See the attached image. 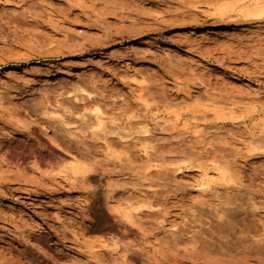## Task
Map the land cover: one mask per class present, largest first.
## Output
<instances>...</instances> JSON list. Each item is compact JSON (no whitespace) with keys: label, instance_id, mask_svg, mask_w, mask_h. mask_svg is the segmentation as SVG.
I'll return each mask as SVG.
<instances>
[{"label":"rangeland","instance_id":"obj_1","mask_svg":"<svg viewBox=\"0 0 264 264\" xmlns=\"http://www.w3.org/2000/svg\"><path fill=\"white\" fill-rule=\"evenodd\" d=\"M253 1L0 0V264H264Z\"/></svg>","mask_w":264,"mask_h":264},{"label":"bare ground","instance_id":"obj_2","mask_svg":"<svg viewBox=\"0 0 264 264\" xmlns=\"http://www.w3.org/2000/svg\"><path fill=\"white\" fill-rule=\"evenodd\" d=\"M229 9H222V10H220L219 11V15H223L225 12H227ZM240 10V13L244 16V17H250V18H255V17H259L262 13H264V0H254L250 5H248V6H246V7H243L242 9H239ZM238 10V11H239ZM220 17H222V16H220ZM227 33V30H226V28H210V29H206L205 30V34H210V35H214V34H223V36H224V34H226ZM128 64V63H127ZM83 67V66H82ZM81 67V68H82ZM130 67V66H129ZM83 69V68H82ZM87 69V68H86ZM89 69V68H88ZM93 70V69H92ZM130 70V69H129ZM87 71H89V70H87ZM94 71V70H93ZM138 72V71H137ZM45 74V76H55L56 75V73L55 72H51V71H45L44 72ZM89 73H91L90 71H89ZM126 73H127V71H126ZM140 74V73H139ZM126 75H128L127 76V78L128 79H130V81H132L134 84H138L140 81H139V77L137 78V76H138V73H132V72H130V73H127ZM125 77V76H124ZM143 78V77H142ZM141 79V78H140ZM144 81L145 80H143V82H142V80H141V83H144ZM141 89H142V87H141ZM79 91H81L84 95H86L87 97H92L93 96V94L94 93H91V92H87V91H85V90H83L82 88H79ZM144 101V100H143ZM146 103V102H145ZM178 103V102H177ZM173 104H174V106H177L176 105V103L175 102H173ZM179 104V103H178ZM143 105H145V104H143ZM146 105H147V103H146ZM145 105V106H146ZM215 106V105H214ZM217 106V105H216ZM220 107V106H219ZM226 108V107H225ZM52 115H55L58 119H59V121H61L62 123H65V121L60 117V115L56 112V111H49ZM95 114V119H96V128H98V129H100L101 130V133L103 134L104 133V135H106L107 133H110L111 131H108V132H106V130H105V126H104V120H103V118L101 117L102 116V114H101V112H100V110H98V108L96 109V111L94 112ZM161 121H162V118H161ZM154 122V121H153ZM165 122V121H164ZM67 123V122H66ZM70 123V122H69ZM197 123V122H196ZM195 123V124H196ZM68 124V123H67ZM153 124H155V123H153ZM163 124V123H162ZM166 124V123H165ZM156 125V124H155ZM197 125V124H196ZM159 126V125H158ZM141 127H143V126H141ZM145 127V126H144ZM107 128V127H106ZM200 128V127H199ZM111 129V128H110ZM161 129V128H160ZM181 129L182 130H187L188 129V124L187 123H183V125H182V127H181ZM194 129V128H193ZM108 130V129H107ZM112 130V129H111ZM149 130V129H148ZM163 130V129H162ZM161 130V131H162ZM180 130V129H179ZM146 132V131H145ZM179 132H181V131H179ZM138 133H140L139 131H138ZM193 137H199V134H198V130H194L193 132ZM133 134H135V133H133ZM235 134V133H234ZM132 135V134H131ZM144 135H146V134H144ZM148 135V134H147ZM187 135V134H186ZM138 136V135H137ZM190 136V135H189ZM238 136V135H237ZM104 137V136H103ZM124 137V136H123ZM123 137H121V138H123ZM176 137V136H175ZM192 137V136H191ZM164 138H166V137H164ZM233 140H236L234 137H231ZM230 138V139H231ZM240 138V137H239ZM258 138V137H257ZM103 138H101V140H102ZM106 139V138H105ZM210 139V138H209ZM208 139V137H207V140H209ZM104 140V139H103ZM107 140V139H106ZM106 140H104L103 142H104V144L105 145H107V146H110V145H108V141H106ZM137 140V139H136ZM165 140H167V138L165 139ZM243 140V139H242ZM111 141V140H110ZM244 146H248V144L247 143H245L244 141H241V140H239ZM113 143V142H112ZM113 145V144H112ZM210 146H212L211 144H210ZM146 153V152H145ZM182 156V155H181ZM180 158H182V157H180ZM76 172V171H75ZM82 173H84L83 171H81ZM147 172H149V171H147ZM161 172V171H160ZM204 174H206L207 175V173L206 172H204ZM145 175V174H144ZM142 208H143V210L145 209V211L146 210H152L153 211V209H155L154 207H152L151 205H142ZM133 210H134V208H133ZM137 210H138V208H137ZM142 210V209H141ZM136 211V210H135ZM133 214H134V212H133ZM129 215V214H128ZM131 215H129V217H130ZM133 216V215H132Z\"/></svg>","mask_w":264,"mask_h":264}]
</instances>
